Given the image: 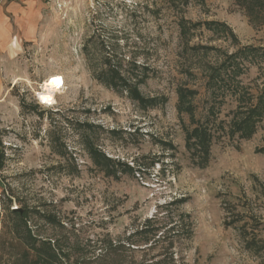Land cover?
<instances>
[{
  "label": "rangeland",
  "instance_id": "1",
  "mask_svg": "<svg viewBox=\"0 0 264 264\" xmlns=\"http://www.w3.org/2000/svg\"><path fill=\"white\" fill-rule=\"evenodd\" d=\"M0 6V31L9 37L0 46V264H30L33 245L45 240L55 242L54 264H96L103 238L123 239L166 210L193 224L192 241L171 250L176 264H264V152H256L264 150V120L249 140L215 143L208 165L199 168L185 148V130L194 125L178 113L176 95L177 87L197 88L193 107L197 119L205 116L194 47L222 54L264 48V0H1ZM180 20L198 25L186 40ZM206 22L225 24L237 43L207 30ZM112 66L125 75L137 67L144 80L137 91L156 104L143 107L126 89L100 82V72ZM244 67L238 80L256 97L264 56ZM50 77L61 82L52 106L39 101ZM234 108L228 99L219 120L227 124ZM97 155L111 161L103 163L111 174ZM16 210L22 221L11 215ZM252 241L259 250L250 249ZM161 253L146 259L160 260ZM143 256L136 254V262Z\"/></svg>",
  "mask_w": 264,
  "mask_h": 264
},
{
  "label": "trees",
  "instance_id": "2",
  "mask_svg": "<svg viewBox=\"0 0 264 264\" xmlns=\"http://www.w3.org/2000/svg\"><path fill=\"white\" fill-rule=\"evenodd\" d=\"M185 7V6H182ZM179 7H177L178 9ZM183 9V8H182ZM181 40H186L189 36L191 28H196L198 25L184 20L177 23ZM207 30H218L232 43H237L234 34L229 28L222 23L206 22L204 23ZM192 50L187 48L186 53ZM215 51V62L207 60L209 53ZM194 56L196 59V67H194V77L200 76L203 82V90L206 97L207 110L203 118L197 119L196 107H193V100L200 95L197 88L180 86L176 88L177 95V111L178 113H186L194 127L191 130H185V148L190 153L194 165L199 168H205L210 160L211 147L227 138L229 142L249 140L253 137L256 129L264 120V85L261 87L256 97L251 95L238 77L245 70V62L253 63L256 57L264 56V48H254L251 46L238 47L233 53H223L216 51L213 48L206 46L194 47ZM133 70L124 71L119 67L112 66L110 69L100 72L98 80L106 86L117 90L126 89L130 97L143 106H154L157 102L155 98L144 99L137 91V86L144 80H140L135 74L138 68L134 66ZM191 70V69H190ZM188 69V71H190ZM193 71V70H192ZM192 71L189 73L191 74ZM191 76V75H190ZM135 83V84H134ZM230 99L235 103V108L230 112V120L226 124L219 120L221 107ZM256 152H264V150H256ZM102 159V160H99ZM97 160L103 163L111 161L102 155H97ZM106 173L111 174L108 170L112 169L104 166ZM179 203L174 200L170 203L160 206V209L166 210ZM11 215L17 216L21 221L24 219L21 212H11ZM185 218V217H184ZM180 216L179 220H174L171 215V210L167 211L164 216H161L159 211L148 218L140 228L129 234L123 239L112 240L108 237L100 241L99 254L95 259L96 264H176L177 260L174 253L171 251L176 243L183 242L188 244L194 236L193 224L189 217L185 220ZM18 233V230L16 231ZM29 239L35 242L30 236ZM251 250H259V245L255 242H250ZM35 258L30 261V264H54L57 260V249L50 240L41 241L36 247L33 245ZM162 250L159 257L160 260L151 258L147 260L148 255L157 250ZM144 254L142 261L137 263L135 255Z\"/></svg>",
  "mask_w": 264,
  "mask_h": 264
},
{
  "label": "bare ground",
  "instance_id": "3",
  "mask_svg": "<svg viewBox=\"0 0 264 264\" xmlns=\"http://www.w3.org/2000/svg\"><path fill=\"white\" fill-rule=\"evenodd\" d=\"M42 94L39 97V101L48 106L55 104L54 94L59 91L61 87V82L55 78L50 77L42 84Z\"/></svg>",
  "mask_w": 264,
  "mask_h": 264
},
{
  "label": "crops",
  "instance_id": "4",
  "mask_svg": "<svg viewBox=\"0 0 264 264\" xmlns=\"http://www.w3.org/2000/svg\"><path fill=\"white\" fill-rule=\"evenodd\" d=\"M0 3H1V0H0ZM2 10H3V7L0 6V26L2 24H4V17L2 18ZM9 40V37H8V34L6 32V30H1L0 31V46H6V43L7 41Z\"/></svg>",
  "mask_w": 264,
  "mask_h": 264
},
{
  "label": "water",
  "instance_id": "5",
  "mask_svg": "<svg viewBox=\"0 0 264 264\" xmlns=\"http://www.w3.org/2000/svg\"><path fill=\"white\" fill-rule=\"evenodd\" d=\"M16 211L21 212V210H16Z\"/></svg>",
  "mask_w": 264,
  "mask_h": 264
}]
</instances>
